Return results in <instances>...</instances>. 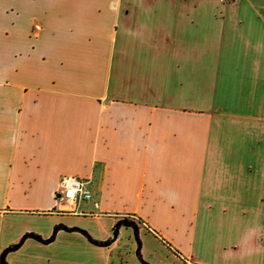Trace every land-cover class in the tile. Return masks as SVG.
<instances>
[{
  "label": "crops",
  "instance_id": "0c3cea01",
  "mask_svg": "<svg viewBox=\"0 0 264 264\" xmlns=\"http://www.w3.org/2000/svg\"><path fill=\"white\" fill-rule=\"evenodd\" d=\"M2 254L264 264V0H0Z\"/></svg>",
  "mask_w": 264,
  "mask_h": 264
},
{
  "label": "built area",
  "instance_id": "2783aa9c",
  "mask_svg": "<svg viewBox=\"0 0 264 264\" xmlns=\"http://www.w3.org/2000/svg\"><path fill=\"white\" fill-rule=\"evenodd\" d=\"M93 199L91 181L74 175L61 177L57 189V201L71 204L73 212H79L80 207Z\"/></svg>",
  "mask_w": 264,
  "mask_h": 264
},
{
  "label": "trees",
  "instance_id": "16d2710c",
  "mask_svg": "<svg viewBox=\"0 0 264 264\" xmlns=\"http://www.w3.org/2000/svg\"><path fill=\"white\" fill-rule=\"evenodd\" d=\"M178 254V251H175ZM0 264H8L7 260H6V255L2 254L0 256Z\"/></svg>",
  "mask_w": 264,
  "mask_h": 264
},
{
  "label": "rangeland",
  "instance_id": "374dc122",
  "mask_svg": "<svg viewBox=\"0 0 264 264\" xmlns=\"http://www.w3.org/2000/svg\"><path fill=\"white\" fill-rule=\"evenodd\" d=\"M223 1L230 3V2L235 1V0H223Z\"/></svg>",
  "mask_w": 264,
  "mask_h": 264
},
{
  "label": "water",
  "instance_id": "95a60500",
  "mask_svg": "<svg viewBox=\"0 0 264 264\" xmlns=\"http://www.w3.org/2000/svg\"><path fill=\"white\" fill-rule=\"evenodd\" d=\"M116 235L118 234V231H116V233H115Z\"/></svg>",
  "mask_w": 264,
  "mask_h": 264
}]
</instances>
